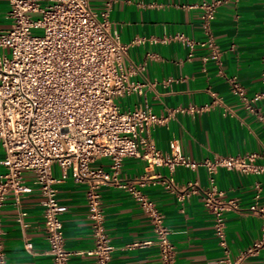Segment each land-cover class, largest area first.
<instances>
[{"label":"crops","instance_id":"0c3cea01","mask_svg":"<svg viewBox=\"0 0 264 264\" xmlns=\"http://www.w3.org/2000/svg\"><path fill=\"white\" fill-rule=\"evenodd\" d=\"M213 1L218 0H89V5L98 14L109 10L112 34L133 43L126 67L130 79L144 87L141 93L117 99L121 109L148 107L167 118L141 133L142 142L171 155V143L177 140L180 152L195 161L255 152L264 165V98L253 103L256 111H251L232 90L236 82L247 99L264 93V0H219L222 3L211 24L221 51L219 60L202 45L207 35L199 5ZM9 11L8 0H0V33L11 26ZM181 35L187 39H180ZM205 105L207 109L193 111ZM3 158L0 150V174L5 170ZM146 165L142 157H128L120 177L141 178ZM93 167L110 171V160L99 159ZM149 174L152 179L139 189L163 216L176 264H264V249L239 261L241 253L262 235L264 218L250 207L257 203L264 209V173L244 175L220 168L214 174L217 199L236 203L224 214L225 246L215 233L214 213L205 205L206 194L212 190L206 168L178 166L171 172L166 166L154 167ZM53 176L59 180V203L68 209L61 217L65 247L71 253L68 264H97L89 254L94 237L87 217L88 184L63 179L57 164ZM34 179V174L26 173L32 192L19 202L9 194L1 211L7 264H53L44 231L43 197ZM169 180L172 189L167 187ZM191 184L195 189H188ZM99 193L106 231L115 248L112 264H161L152 218L140 204L113 183L102 185ZM20 213L25 228L17 220ZM26 239L33 243L32 252L25 247ZM133 243L143 246L131 248Z\"/></svg>","mask_w":264,"mask_h":264},{"label":"built area","instance_id":"2783aa9c","mask_svg":"<svg viewBox=\"0 0 264 264\" xmlns=\"http://www.w3.org/2000/svg\"><path fill=\"white\" fill-rule=\"evenodd\" d=\"M11 26L0 33V150L4 152L0 174V264H7L1 211L9 194L20 199L33 188L26 184V173L34 174V184L43 197L44 231L53 264H68L70 252L65 247L62 215L68 210L58 200L53 166L62 170L63 179L87 183L88 219L92 223L94 248L89 254L97 264H112L115 251L105 227L99 189L113 183L129 192L153 221L160 250L161 264H176L170 231L155 203L139 189L152 179L154 167L178 166L208 170L212 190L206 194L205 205L214 213L215 233L221 245H226L225 212L235 207L234 200L217 199L214 174L224 168L244 175H261L264 165L259 153L221 156L214 160L195 161L184 156L177 140L171 143V155H164L153 144L141 141L140 134L162 124L166 117L148 107L123 111L117 99L143 91L144 84L132 81L126 67L133 43H124L111 32L109 10L95 13L89 0H8ZM222 1L203 2V27L214 59L221 51L211 31ZM36 31H41L37 34ZM182 40L187 38L181 35ZM264 45V44H263ZM8 52V53H7ZM262 81L264 82V55ZM232 90L256 111L253 103L264 93L247 99L242 86L234 82ZM204 107L193 109L203 111ZM142 145V151L140 146ZM128 157L146 160L145 176L135 180L120 177L123 162ZM102 158L110 160V171L95 168ZM173 181L167 187L172 189ZM191 184L188 189H195ZM186 194V193H184ZM221 195V193H220ZM184 195H181L183 198ZM250 210L264 218V209L257 203ZM20 213L17 220L26 227ZM133 243L131 248L142 247ZM25 247L33 250L26 239ZM264 249V225L261 237L239 257Z\"/></svg>","mask_w":264,"mask_h":264},{"label":"rangeland","instance_id":"374dc122","mask_svg":"<svg viewBox=\"0 0 264 264\" xmlns=\"http://www.w3.org/2000/svg\"><path fill=\"white\" fill-rule=\"evenodd\" d=\"M37 34H41V31H36ZM8 53V52H7Z\"/></svg>","mask_w":264,"mask_h":264}]
</instances>
